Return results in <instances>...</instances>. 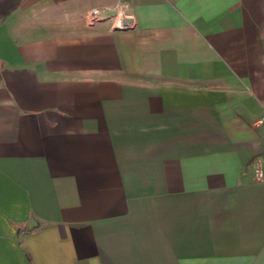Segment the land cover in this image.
I'll use <instances>...</instances> for the list:
<instances>
[{
  "label": "crops",
  "instance_id": "obj_1",
  "mask_svg": "<svg viewBox=\"0 0 264 264\" xmlns=\"http://www.w3.org/2000/svg\"><path fill=\"white\" fill-rule=\"evenodd\" d=\"M261 118L264 0H0V264H264Z\"/></svg>",
  "mask_w": 264,
  "mask_h": 264
},
{
  "label": "built area",
  "instance_id": "obj_2",
  "mask_svg": "<svg viewBox=\"0 0 264 264\" xmlns=\"http://www.w3.org/2000/svg\"><path fill=\"white\" fill-rule=\"evenodd\" d=\"M118 25L123 26L120 20H118ZM260 121H264V118H261ZM254 172H255V176L257 177V179L259 180L264 179V169H262V167L259 164L256 165Z\"/></svg>",
  "mask_w": 264,
  "mask_h": 264
},
{
  "label": "water",
  "instance_id": "obj_3",
  "mask_svg": "<svg viewBox=\"0 0 264 264\" xmlns=\"http://www.w3.org/2000/svg\"><path fill=\"white\" fill-rule=\"evenodd\" d=\"M124 22V21H123ZM123 26H125V23L123 24Z\"/></svg>",
  "mask_w": 264,
  "mask_h": 264
}]
</instances>
